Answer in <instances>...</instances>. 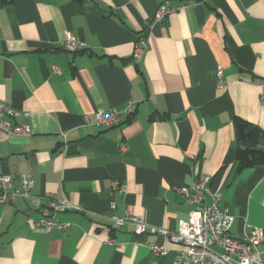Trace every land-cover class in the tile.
Returning <instances> with one entry per match:
<instances>
[{"label": "crops", "instance_id": "1", "mask_svg": "<svg viewBox=\"0 0 264 264\" xmlns=\"http://www.w3.org/2000/svg\"><path fill=\"white\" fill-rule=\"evenodd\" d=\"M164 2L185 7L155 23ZM67 34L82 48L63 47ZM128 102L135 111L118 127L84 124ZM0 103L28 113L5 120L33 133L0 129V175L28 174L34 196L79 209L56 215L70 228L46 234L28 201L0 204V264H174L179 246L114 230L112 217L175 231L192 209L178 190L195 178L221 195L233 238L264 232V167L235 173L233 126L264 131V0H0ZM115 182L126 190L111 208ZM153 243L167 254L154 257Z\"/></svg>", "mask_w": 264, "mask_h": 264}, {"label": "built area", "instance_id": "2", "mask_svg": "<svg viewBox=\"0 0 264 264\" xmlns=\"http://www.w3.org/2000/svg\"><path fill=\"white\" fill-rule=\"evenodd\" d=\"M185 6L171 8L165 2L160 4L154 14V22L161 23L172 13L184 9ZM70 52H76L82 48L71 34H67L62 42ZM148 48L146 38H139L132 53V60L140 63ZM52 72L59 74L57 67H52ZM217 87L223 86L220 70L215 72ZM136 108L134 102H128L125 108L118 110L109 107L97 110L93 118L84 116L86 126H94L103 129L118 127L124 118L131 116ZM26 112H17L0 103V129L5 132L30 136L32 130L28 125L13 124L8 119L28 118ZM14 183L17 185L14 186ZM209 178H195L191 185L182 186L178 195L182 203L192 207L187 220H181L175 231L159 228L146 224L139 216L127 215L125 218L112 217V229L117 230L126 225L133 227L135 237L143 235H157L168 239L171 243L179 246L174 264H264L261 259L262 252L259 247L264 242V232L259 228H251L241 238H233L230 229L233 217L221 210V195L209 186ZM33 182L31 176L22 174L13 178L0 175V204H12L18 199L26 200L30 206L39 212L40 218L34 223V227L48 234L52 230H67L69 223H61L56 215L66 211H79L66 199L45 202L32 194ZM126 186L115 182L109 192L111 208H114L115 197L123 194ZM113 243L112 240L108 241ZM136 244H142L135 241ZM154 257L165 256L167 249L158 244L148 245Z\"/></svg>", "mask_w": 264, "mask_h": 264}, {"label": "trees", "instance_id": "3", "mask_svg": "<svg viewBox=\"0 0 264 264\" xmlns=\"http://www.w3.org/2000/svg\"><path fill=\"white\" fill-rule=\"evenodd\" d=\"M236 149L235 173L264 167V131L240 118H234ZM209 186L212 188L211 184Z\"/></svg>", "mask_w": 264, "mask_h": 264}]
</instances>
